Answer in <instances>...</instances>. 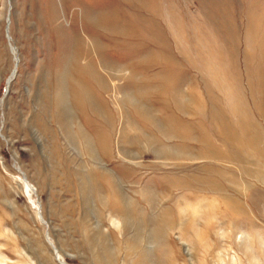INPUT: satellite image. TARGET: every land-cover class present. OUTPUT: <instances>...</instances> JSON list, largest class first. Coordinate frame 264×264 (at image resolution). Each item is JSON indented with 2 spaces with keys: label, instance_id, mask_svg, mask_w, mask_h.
<instances>
[{
  "label": "rangeland",
  "instance_id": "obj_1",
  "mask_svg": "<svg viewBox=\"0 0 264 264\" xmlns=\"http://www.w3.org/2000/svg\"><path fill=\"white\" fill-rule=\"evenodd\" d=\"M0 264H264V0H0Z\"/></svg>",
  "mask_w": 264,
  "mask_h": 264
},
{
  "label": "water",
  "instance_id": "obj_2",
  "mask_svg": "<svg viewBox=\"0 0 264 264\" xmlns=\"http://www.w3.org/2000/svg\"><path fill=\"white\" fill-rule=\"evenodd\" d=\"M7 35H8V39H9V41L12 40L11 37H10V35H9L8 28H7ZM14 49H15V48H14ZM7 90H8V89H7Z\"/></svg>",
  "mask_w": 264,
  "mask_h": 264
},
{
  "label": "bare ground",
  "instance_id": "obj_3",
  "mask_svg": "<svg viewBox=\"0 0 264 264\" xmlns=\"http://www.w3.org/2000/svg\"><path fill=\"white\" fill-rule=\"evenodd\" d=\"M30 186V185H29Z\"/></svg>",
  "mask_w": 264,
  "mask_h": 264
}]
</instances>
